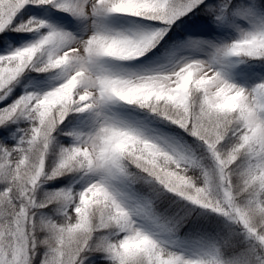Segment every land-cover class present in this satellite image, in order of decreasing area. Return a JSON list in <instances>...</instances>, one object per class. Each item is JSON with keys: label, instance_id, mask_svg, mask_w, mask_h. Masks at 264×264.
I'll return each instance as SVG.
<instances>
[{"label": "snow or ice", "instance_id": "obj_1", "mask_svg": "<svg viewBox=\"0 0 264 264\" xmlns=\"http://www.w3.org/2000/svg\"><path fill=\"white\" fill-rule=\"evenodd\" d=\"M18 32L0 264H264V0H0Z\"/></svg>", "mask_w": 264, "mask_h": 264}, {"label": "rangeland", "instance_id": "obj_2", "mask_svg": "<svg viewBox=\"0 0 264 264\" xmlns=\"http://www.w3.org/2000/svg\"><path fill=\"white\" fill-rule=\"evenodd\" d=\"M60 15L64 16L66 14L61 13ZM42 18L50 19V21L52 23H55L57 25H60L63 27H68L67 23H65L64 21L52 18L50 13H45ZM67 19L69 21L73 22L74 27H72L71 30H73V31H82L83 30V25L74 21L71 16H68ZM120 25L124 29L129 30V31H147V30H151L152 28L155 27V25L152 22L142 20V19H138V18H130V17L125 19V20L120 21ZM35 38L36 37L32 33L24 32L23 36L15 37V39H13V41H11L8 45H6L5 47H0V54L7 53L10 50V47L11 48L20 47V46L24 45L26 42L34 40ZM140 59L144 60L145 58L142 57ZM144 66L145 65H141L139 61H131V62H124V63L111 62V67H113V69L117 70V71H120V70L136 71V70H140ZM48 83L49 84L53 83V80L51 77H49ZM29 90H31V88ZM24 126H26V125H23V127ZM16 127L17 126H15L13 128V130ZM75 186L77 188H79L80 184H76Z\"/></svg>", "mask_w": 264, "mask_h": 264}, {"label": "trees", "instance_id": "obj_3", "mask_svg": "<svg viewBox=\"0 0 264 264\" xmlns=\"http://www.w3.org/2000/svg\"><path fill=\"white\" fill-rule=\"evenodd\" d=\"M5 35H8L7 43H4L3 46H0V47H5L11 41H13V38H15V37L23 36L24 35V32L10 33V34H0V41L4 40ZM149 55H151V54H149ZM33 75H35V74H33ZM23 90H24V88H18V91L19 92H22ZM15 126L16 125H12L11 127L14 128ZM20 127H23V124L20 125ZM15 129L13 130L14 132H15ZM2 131H3V129H0V132H2ZM12 142L15 143V140H13ZM189 143H191V140L190 139H189ZM53 183H56V182H53ZM61 186H63V185H61Z\"/></svg>", "mask_w": 264, "mask_h": 264}]
</instances>
